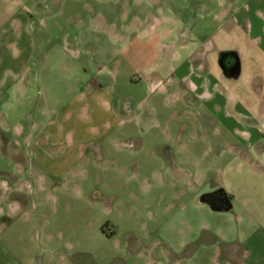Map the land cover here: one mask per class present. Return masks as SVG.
Here are the masks:
<instances>
[{"label":"rangeland","instance_id":"374dc122","mask_svg":"<svg viewBox=\"0 0 264 264\" xmlns=\"http://www.w3.org/2000/svg\"><path fill=\"white\" fill-rule=\"evenodd\" d=\"M258 1L0 0V130L24 156L2 166L40 203L10 227L26 231L20 254L239 263L242 231L264 227V137L240 132L264 134V94H248L264 62L220 77L218 109L184 74L216 38L262 57L247 29Z\"/></svg>","mask_w":264,"mask_h":264},{"label":"crops","instance_id":"0c3cea01","mask_svg":"<svg viewBox=\"0 0 264 264\" xmlns=\"http://www.w3.org/2000/svg\"><path fill=\"white\" fill-rule=\"evenodd\" d=\"M254 9L255 13L250 14L251 26H248L247 29L261 48L262 57L247 53L248 51L242 43L231 45L224 43L225 40L216 38L218 48L216 56L212 57L207 55L208 53L201 54L198 68L202 67L203 69L198 70L197 68L195 73L194 70L188 68L184 74V76L192 79L193 87L199 94L205 96L204 101L211 107L218 109L223 105L220 100V77L225 80L224 85L226 86L228 80L239 79L243 76L244 63L247 58L251 59V62L257 60L258 64L264 62V0L258 1V5ZM226 54L232 55L234 59L230 67L225 63L224 56ZM206 62L208 66L204 67ZM234 66L235 69H233ZM236 69L238 72H234ZM252 77L248 94L252 96L249 99L250 102L256 104L259 95L264 94V68L258 67ZM241 126L240 132L244 141L249 144L262 143L263 132L250 124ZM12 142L14 141L0 130V264H32L28 254L23 255L18 252V249L22 247L23 240L26 239V231L11 230L10 227L20 221V218H23L24 221H21L23 224L30 222L34 217L33 212L36 211L40 203L35 199V193L32 189L34 186L31 184L23 186L19 172L10 173L2 166L6 163L5 159L8 161L9 158L17 165L24 164V156L21 150L13 153L9 151V145ZM259 152L263 154L264 147ZM167 154L171 155L168 148ZM50 236L52 235L50 234ZM240 237L244 246L240 249L238 264H264V227H251V230L249 227L248 230L242 231ZM11 240H17V245H13Z\"/></svg>","mask_w":264,"mask_h":264},{"label":"flooded vegetation","instance_id":"af4514ba","mask_svg":"<svg viewBox=\"0 0 264 264\" xmlns=\"http://www.w3.org/2000/svg\"><path fill=\"white\" fill-rule=\"evenodd\" d=\"M225 57V63H226V65L228 66V67H230L231 65H232V62H233V58H232V55H230V54H226V56H224Z\"/></svg>","mask_w":264,"mask_h":264},{"label":"water","instance_id":"95a60500","mask_svg":"<svg viewBox=\"0 0 264 264\" xmlns=\"http://www.w3.org/2000/svg\"><path fill=\"white\" fill-rule=\"evenodd\" d=\"M233 69H235V66L233 67ZM234 72H238V69L234 70Z\"/></svg>","mask_w":264,"mask_h":264}]
</instances>
